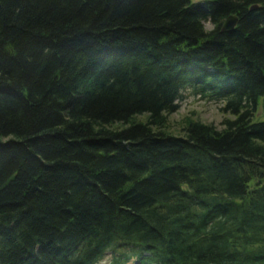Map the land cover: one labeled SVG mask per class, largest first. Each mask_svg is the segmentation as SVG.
<instances>
[{
    "label": "trees",
    "instance_id": "obj_1",
    "mask_svg": "<svg viewBox=\"0 0 264 264\" xmlns=\"http://www.w3.org/2000/svg\"><path fill=\"white\" fill-rule=\"evenodd\" d=\"M202 1L0 0V264H264V0Z\"/></svg>",
    "mask_w": 264,
    "mask_h": 264
},
{
    "label": "rangeland",
    "instance_id": "obj_2",
    "mask_svg": "<svg viewBox=\"0 0 264 264\" xmlns=\"http://www.w3.org/2000/svg\"><path fill=\"white\" fill-rule=\"evenodd\" d=\"M190 2H203L202 0H189ZM203 27L205 30L211 29V24L206 20L203 21ZM181 99L178 100V108L176 111L166 115L165 131L171 134H181V127L187 120H197L202 123L212 124L216 128H221L220 121L222 114L218 111V105L214 102H209L204 99L192 95L188 90L182 92ZM258 100V109L254 113V120H264V116L261 114ZM145 115H138L135 120L143 121ZM116 125V124H115ZM114 125V126H115ZM120 127V125H116ZM109 252H105L104 256L97 264H107L109 259ZM126 264H135L134 259H131Z\"/></svg>",
    "mask_w": 264,
    "mask_h": 264
},
{
    "label": "water",
    "instance_id": "obj_3",
    "mask_svg": "<svg viewBox=\"0 0 264 264\" xmlns=\"http://www.w3.org/2000/svg\"><path fill=\"white\" fill-rule=\"evenodd\" d=\"M255 6H251L250 9H254ZM236 23V17L232 14H229L225 17L220 25V31L227 32L230 31Z\"/></svg>",
    "mask_w": 264,
    "mask_h": 264
}]
</instances>
